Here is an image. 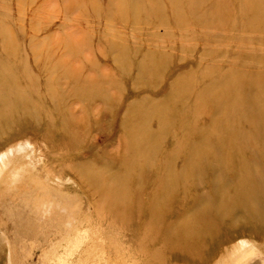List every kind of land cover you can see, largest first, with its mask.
<instances>
[{
    "label": "rangeland",
    "instance_id": "obj_1",
    "mask_svg": "<svg viewBox=\"0 0 264 264\" xmlns=\"http://www.w3.org/2000/svg\"><path fill=\"white\" fill-rule=\"evenodd\" d=\"M76 231V264H264V0H0V264Z\"/></svg>",
    "mask_w": 264,
    "mask_h": 264
},
{
    "label": "bare ground",
    "instance_id": "obj_2",
    "mask_svg": "<svg viewBox=\"0 0 264 264\" xmlns=\"http://www.w3.org/2000/svg\"><path fill=\"white\" fill-rule=\"evenodd\" d=\"M202 140H204V138H202ZM6 159V158H4ZM3 159V160H4ZM3 160L1 159V162L3 163ZM219 161V160H218ZM186 162V161H185ZM191 161H188L187 160V165L186 166H191L193 167V165L190 163ZM186 164V163H185ZM186 167L183 168V170L185 169ZM193 172L195 173L196 172V169L193 170ZM181 175H182V172H181ZM168 181V186L169 187H173V179H169ZM248 187H251L250 184H243V185H238L237 186V190H240L241 192L244 191L246 192ZM226 188V187H225ZM216 189V186L214 185V188H212V190H215ZM206 198H200V201H199V204L198 206L197 205H194L193 208H191L192 211H198V210H203L204 206H205V203L203 200H205ZM244 199V198H243ZM218 203V202H217ZM216 203V204H217ZM243 204L245 206H251L250 205V202L247 201V199H244L243 200ZM201 207V208H200ZM219 209V208H217ZM173 223H171L172 225ZM177 222H175V224L173 225L174 227L176 226ZM170 225V226H171ZM172 227V226H171ZM86 232H79V231H76L75 234L71 235L69 237V239L67 240V244L66 246L64 247L63 249V252L62 254H59V255H56V258H55V261L53 264H76L74 262H72L71 258L74 257V255L76 253H79L78 250L83 246V248L85 247L86 245V241H87V236L85 234ZM168 237V236H167ZM169 239L172 238V236L168 237ZM82 248V249H83ZM81 249V250H82ZM87 257V252H84V254H82V258L85 259Z\"/></svg>",
    "mask_w": 264,
    "mask_h": 264
}]
</instances>
